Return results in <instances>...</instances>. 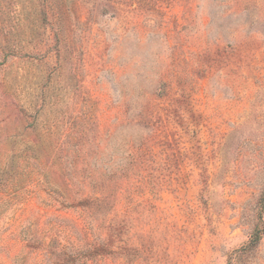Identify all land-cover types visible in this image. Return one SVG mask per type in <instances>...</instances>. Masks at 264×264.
<instances>
[{"label": "rangeland", "instance_id": "obj_1", "mask_svg": "<svg viewBox=\"0 0 264 264\" xmlns=\"http://www.w3.org/2000/svg\"><path fill=\"white\" fill-rule=\"evenodd\" d=\"M262 230L264 0H0V264H264Z\"/></svg>", "mask_w": 264, "mask_h": 264}, {"label": "trees", "instance_id": "obj_2", "mask_svg": "<svg viewBox=\"0 0 264 264\" xmlns=\"http://www.w3.org/2000/svg\"><path fill=\"white\" fill-rule=\"evenodd\" d=\"M130 2V7L133 10H138L141 8V2H146L147 0H128ZM138 152H143L146 154V150L138 146L137 148ZM117 169H120V172L123 173L125 171V166L123 163L116 164ZM139 169L140 166H139ZM128 180H125V182ZM105 194L103 190H99V192H94V194H89L86 193L83 196H81L79 200V205L82 207V209H85L87 204H95L97 206H102L105 202ZM85 211V210H84ZM121 216H125V212L120 213ZM108 231L111 229L110 226L107 228ZM124 230V226L119 228V230ZM261 230L256 231L252 235L251 240L248 242V244L242 249L245 250L246 248H250L254 246L256 241L260 237V232ZM119 232V231H118ZM264 232V230H262ZM261 232V233H262ZM119 234H109L107 235V238H103L102 236H95L94 240L98 241L95 245H87V249L85 252H83L80 256H77V259L82 260V262H85V264L89 262H93L97 258H104V257H109V256H116V255H122L124 254L125 250V242L119 239ZM77 259L74 258L72 261H77Z\"/></svg>", "mask_w": 264, "mask_h": 264}]
</instances>
